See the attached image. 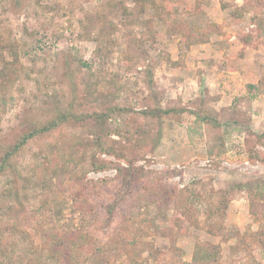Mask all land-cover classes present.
Here are the masks:
<instances>
[{"label":"rangeland","instance_id":"1","mask_svg":"<svg viewBox=\"0 0 264 264\" xmlns=\"http://www.w3.org/2000/svg\"><path fill=\"white\" fill-rule=\"evenodd\" d=\"M203 62L264 84V0H0V264H264L262 91Z\"/></svg>","mask_w":264,"mask_h":264},{"label":"crops","instance_id":"2","mask_svg":"<svg viewBox=\"0 0 264 264\" xmlns=\"http://www.w3.org/2000/svg\"><path fill=\"white\" fill-rule=\"evenodd\" d=\"M205 53H203L204 55ZM205 70L202 71L200 80L204 82L206 87H210L209 85H215L217 84L216 88L219 92L221 91L223 94H221L219 101L222 103V101L227 100L229 104L231 103V96L238 94L242 89H246L245 85L247 83L250 84H258L259 82L257 80H254L247 77L246 80H244L242 74V70L238 69L237 67L233 68H218V65L215 66V70H213L214 73H211L210 66L207 65V62H203ZM210 90V88H209ZM261 97L264 101V91L261 92ZM230 99V100H229Z\"/></svg>","mask_w":264,"mask_h":264},{"label":"trees","instance_id":"3","mask_svg":"<svg viewBox=\"0 0 264 264\" xmlns=\"http://www.w3.org/2000/svg\"><path fill=\"white\" fill-rule=\"evenodd\" d=\"M19 68V67H18ZM249 90H251L252 91V88H254V89H256L257 91L259 90V91H264V84L263 83H259V84H249ZM258 88V89H257ZM171 110H163L162 112L163 113H169ZM264 138V135H260L259 136V139H263ZM20 144L21 143H19V144H17L16 146H15V148H13V150H11V151H9L8 153H7V156L6 157H8L9 155H11L14 151H15V149H18L19 148V146H20ZM199 256H200V251H197L196 253H195V256H194V260H196V259H198L199 258ZM13 264V263H12Z\"/></svg>","mask_w":264,"mask_h":264},{"label":"built area","instance_id":"4","mask_svg":"<svg viewBox=\"0 0 264 264\" xmlns=\"http://www.w3.org/2000/svg\"><path fill=\"white\" fill-rule=\"evenodd\" d=\"M231 151H232V150H231ZM245 162H246V164H249V161H248V160H246ZM224 163H225V164H228V161H225Z\"/></svg>","mask_w":264,"mask_h":264}]
</instances>
